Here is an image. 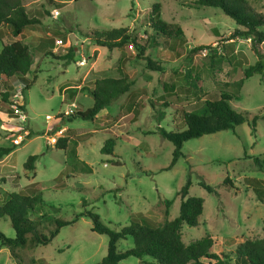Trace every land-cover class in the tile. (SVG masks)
Returning a JSON list of instances; mask_svg holds the SVG:
<instances>
[{
	"label": "rangeland",
	"instance_id": "1",
	"mask_svg": "<svg viewBox=\"0 0 264 264\" xmlns=\"http://www.w3.org/2000/svg\"><path fill=\"white\" fill-rule=\"evenodd\" d=\"M23 1L29 15L40 20L26 28L21 39L35 56L29 77L37 74V81L24 96L17 79L8 82L16 100L25 105V120L18 114L17 118L8 116V106L0 108V147L16 148L0 161V206L6 202L5 194L33 195L40 184L43 200L35 218L44 215V221L56 219L70 225L47 246L12 252L0 245V264H100L110 240L93 231L87 213L98 214L113 230L129 225L132 219L155 224L174 220L180 214L179 193L189 178V197L202 198L205 204L200 225L183 226L186 245L210 236L215 243L213 252L221 254L234 252L248 240L264 239V196L259 198L256 193L258 187L264 191V174L253 167V160L264 156V75L246 80L232 102L237 112L248 114L247 121L235 130L189 140L172 169L168 168L174 146L160 134V129L184 131L177 107L196 111L209 95L234 91L243 71L258 61L252 38L233 37L242 27L221 9L195 8V0H158L161 19L181 25L186 38L169 47L149 48L146 56L163 69L153 71L146 60L136 58V51L98 47L88 34L128 27L145 36L142 21L157 0H54L63 4L59 10L52 9L48 0ZM248 1L264 14V0ZM260 30L264 32V26ZM40 37L53 41L56 50L38 48ZM2 48L0 40V53ZM258 51L264 56V44ZM69 53H74L75 60L68 64L62 58ZM120 59L124 60L122 70L133 82L130 93L94 120L68 122L67 117L80 106L84 110L94 106V98L83 90L93 89L91 75H114ZM165 84L176 88L168 99L171 107L152 106L164 94ZM133 102L143 108L134 123L128 111ZM69 130L92 133L93 137L76 141ZM20 136L19 145L15 142ZM53 138H68V148L57 149ZM111 138H120L114 154L102 153L105 141ZM31 156H38L35 171L25 168ZM227 178L233 187L224 185ZM202 181L215 188L216 194L208 193ZM60 183L62 187L56 185ZM168 201L172 204L167 209ZM0 232L8 238L16 236L6 217L0 219ZM118 246L128 250L134 243L130 238ZM120 264L155 263L149 257H131Z\"/></svg>",
	"mask_w": 264,
	"mask_h": 264
},
{
	"label": "trees",
	"instance_id": "2",
	"mask_svg": "<svg viewBox=\"0 0 264 264\" xmlns=\"http://www.w3.org/2000/svg\"><path fill=\"white\" fill-rule=\"evenodd\" d=\"M76 2L82 0H75ZM94 1V0H89ZM52 9L59 10L63 7L62 3L48 0ZM195 8H217L221 9L228 17L233 19L243 30H237L233 37L252 38V43L258 56V61L243 71V76L237 82L234 91H222L220 94L209 95V99L204 101V106L199 110L186 112L183 107L176 110L183 117L186 129L184 131H167L160 129L161 136L170 141L174 146L173 160L168 169H172L179 159L183 157V147L189 140L201 138L205 135L216 134L223 131L235 130L236 127L244 124L248 119L247 113L237 112L232 102L237 99L246 80L255 75H264V56L258 51V47L264 44V32L260 30L264 26V14L258 13L251 7L248 0H195ZM142 25L146 27L145 36L138 34L130 28H115L111 30H95L88 34L92 42L101 48L110 51L127 50L134 54L136 58L148 62V68L153 71H162V66L153 62L146 56L151 47H169L171 43L178 40H185L186 36L183 27L178 24H168L161 19L162 5L157 0ZM40 24V20L29 15L28 9L23 0H0V40L3 44L0 53V108L8 106V116L16 117L13 106L18 107L26 113L25 105H20L16 100V93L12 91L8 82L17 79L20 86V93L24 96L37 81V74L33 79L29 77L34 64V54L30 47L20 40L24 31L28 27ZM201 47L200 49H204ZM206 49V48H205ZM49 56L51 52H47ZM68 64L75 60L74 53H69L62 58ZM124 60L120 59L116 68V73L112 75L107 72L102 74L90 75L87 79L94 77V87L83 90L94 98V106L84 110L81 106L78 111L67 117L68 122L77 119L94 120L103 109L111 106L121 96L130 93L133 82L130 77L122 70ZM175 86L165 84L164 94L152 102V106L171 107L168 99L175 93ZM71 96V95H70ZM142 106L133 102L129 104L130 121L136 122ZM1 121V119H0ZM257 117L253 119L256 126ZM76 141H86L92 138V133L82 134L80 130L71 131ZM120 138H111L105 141L102 148L104 154H114L116 143ZM69 139L61 138L56 144V148L66 150ZM14 147H0V161L15 151ZM38 156H31L25 164L28 171H35ZM254 170L264 174V156L253 160ZM260 181V180H253ZM189 178L185 187L179 193L181 197L180 214L174 220L166 219L160 224H155L148 219H132L130 224L120 230H113L106 225L101 217L89 212L87 217L93 222V231L99 235L109 237L108 254L100 264H120L121 262L134 257L142 260L144 257L151 258L155 264H264V239L248 240L239 245L234 252H223L217 254L213 252L214 241L207 236L190 245L183 241V226L198 227L204 212L205 201L199 197H189L191 187ZM62 187V183L56 184ZM225 186L233 187V182L227 178ZM208 193L216 194L215 188L201 182ZM33 195H22L18 193L5 194L6 202L0 206V219L8 218L11 227L14 229L15 238H8L0 232V245L9 248L12 252L18 248H36L38 246L49 245L60 233V230L70 225L56 219L44 221L46 216L42 215L39 219L35 218L42 204L41 185ZM256 193L259 198L264 196V191L258 187ZM167 209L172 202L168 201ZM169 215V211H166ZM83 216V215H82ZM53 226V229L47 228ZM132 239L134 246L128 250L119 249L118 244L122 240ZM204 259L209 262H204ZM39 264V263H36Z\"/></svg>",
	"mask_w": 264,
	"mask_h": 264
},
{
	"label": "crops",
	"instance_id": "3",
	"mask_svg": "<svg viewBox=\"0 0 264 264\" xmlns=\"http://www.w3.org/2000/svg\"><path fill=\"white\" fill-rule=\"evenodd\" d=\"M25 33V32H24ZM24 33H23V35H24ZM23 35L21 36V38H20V40L23 38ZM38 40H40L41 42H39V44H38V48H40V49H47V48H52L53 49V51H55L56 49L54 48V42L53 41H51V40H44L42 37H40V38H38ZM22 41V40H21ZM22 42H24V41H22ZM25 43V42H24ZM26 45H28L29 46V44L28 43H25ZM30 47V46H29ZM50 52V51H49ZM35 65V56H34V64H33V66ZM33 66H32V69H33ZM32 69H31V72H32ZM30 75V74H29ZM69 88H71V87H69ZM25 116H26V118H27V114L25 113Z\"/></svg>",
	"mask_w": 264,
	"mask_h": 264
},
{
	"label": "built area",
	"instance_id": "4",
	"mask_svg": "<svg viewBox=\"0 0 264 264\" xmlns=\"http://www.w3.org/2000/svg\"><path fill=\"white\" fill-rule=\"evenodd\" d=\"M58 44L59 45H64V43H63V41H59L58 42ZM84 64V63H83ZM13 109L15 110V113L16 114H18L20 117L19 118H21L22 120H25L26 119V116H25V112H23L22 110H20L18 107H16V106H13ZM70 113H73V111H71ZM22 140H23V137H19L18 138V140H16V144H19L20 145V143L22 142ZM53 141H52V144H57V142H58V139L57 138H53L52 139Z\"/></svg>",
	"mask_w": 264,
	"mask_h": 264
}]
</instances>
